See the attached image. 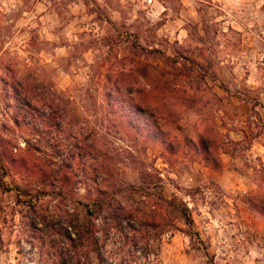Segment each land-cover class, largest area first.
Returning <instances> with one entry per match:
<instances>
[{"label": "rangeland", "instance_id": "1", "mask_svg": "<svg viewBox=\"0 0 264 264\" xmlns=\"http://www.w3.org/2000/svg\"><path fill=\"white\" fill-rule=\"evenodd\" d=\"M88 210L104 264H264V0H0V264H98Z\"/></svg>", "mask_w": 264, "mask_h": 264}, {"label": "trees", "instance_id": "2", "mask_svg": "<svg viewBox=\"0 0 264 264\" xmlns=\"http://www.w3.org/2000/svg\"><path fill=\"white\" fill-rule=\"evenodd\" d=\"M15 101H16V108L21 112L23 113L26 112L23 117L24 119L25 118H28V122H36L38 121V123H41V125H45V124H48V125H53L55 128H57V130L60 129L61 127V122L59 120V114L58 112L56 111H53L51 108L50 109V113H44V112H39L37 111L36 108H34L31 103L27 100V99H23L21 98V96H16L15 95ZM126 101V104H123L124 107H128V109L130 110L128 113H129V117H141L143 116L145 119H152L153 118V114L151 112H148L142 108H139L136 106V105H131L130 102L128 100H125ZM153 123V122H152ZM142 124H145V123H142ZM149 128H155V124H152L153 127L149 124H147ZM154 132V135H156V128L153 130ZM201 150V153L203 155V160L210 164L211 166L213 167H216L215 163H214V160L213 158L210 157V155L208 154V151H209V148L208 146H201L200 148ZM16 162V160H14ZM24 160H21V163H23ZM63 181L67 182V179L66 177L62 178ZM102 194V193H101ZM97 203V204H96ZM103 202H93V206L94 208H97V210L95 209V213L96 211H99L102 212L103 211ZM88 216L91 217L90 220L85 224L83 225L80 229L76 230V237H77V240H79V243H78V246L77 248H80L82 246V242L84 240H87V239H91V252L93 254H95V258L97 259V262L98 264H104V259L102 258V251L100 250V247L96 245V241L94 239V231L92 230L93 229V219H92V212L88 210ZM116 218V217H115ZM117 222V221H116ZM117 224V223H116ZM68 237V236H67ZM76 247V245L74 246ZM77 257H78V263L76 264H81L80 263V257L78 256V253H77ZM61 264H68L66 261L64 260H61Z\"/></svg>", "mask_w": 264, "mask_h": 264}, {"label": "built area", "instance_id": "3", "mask_svg": "<svg viewBox=\"0 0 264 264\" xmlns=\"http://www.w3.org/2000/svg\"><path fill=\"white\" fill-rule=\"evenodd\" d=\"M20 146L22 147V146H23V144H20Z\"/></svg>", "mask_w": 264, "mask_h": 264}]
</instances>
